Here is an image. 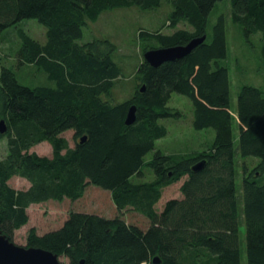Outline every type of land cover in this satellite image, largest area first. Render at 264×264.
I'll list each match as a JSON object with an SVG mask.
<instances>
[{
    "label": "trees",
    "instance_id": "trees-1",
    "mask_svg": "<svg viewBox=\"0 0 264 264\" xmlns=\"http://www.w3.org/2000/svg\"><path fill=\"white\" fill-rule=\"evenodd\" d=\"M222 1L0 0V47L6 37L19 42L15 66L0 71V119L7 126L0 138L8 150L0 161L4 236L14 242L15 233L30 221L32 205L77 201L92 185L108 191L119 212L131 209L150 227L143 230L122 216L73 212L59 230L39 235L31 229L26 247L49 251L68 264H155V259L157 264H243V253L246 264H264V87L242 86L233 108L225 16L209 28ZM227 2L244 38L258 37L264 62V0ZM164 6L169 9L166 28L173 33L141 28L137 41L143 54L204 36L205 42L158 68L143 59L132 95L116 101L114 91L123 76L117 47L108 39L84 43V29L110 12ZM29 20L46 29V44L24 30ZM27 67L46 82L23 85L17 70ZM173 94L192 102L196 131L214 130L210 149L193 155L157 150V141L168 135L160 120L180 115L169 107ZM132 107L136 122L127 126ZM68 131L74 132L75 148L61 137ZM44 142L52 145V157L30 152ZM150 153L153 158L146 161ZM248 159L258 161L252 171ZM198 164L203 168L194 172ZM145 170L154 179L137 183ZM14 177L27 180L30 188L10 187ZM183 179L182 200H170L157 211L164 189Z\"/></svg>",
    "mask_w": 264,
    "mask_h": 264
},
{
    "label": "rangeland",
    "instance_id": "rangeland-1",
    "mask_svg": "<svg viewBox=\"0 0 264 264\" xmlns=\"http://www.w3.org/2000/svg\"><path fill=\"white\" fill-rule=\"evenodd\" d=\"M168 7L164 6L160 11L142 12L138 9L114 11L101 16L97 23L84 29L83 42H89L93 39H108L117 47L116 60L123 68L122 79L118 81L114 91L116 101H124L132 95L133 78L138 65L144 59L142 48L137 41V33L142 30H149V27L163 28L164 35H171L172 30L166 28V16ZM230 7L227 0H224L216 6L209 18V28L217 22L220 15H224L227 22V43L228 59L226 65L230 71L231 78V98L233 108H236L237 96L239 90L244 85H252L259 88L264 87V62L260 56V43L258 37H252L246 40L241 30L232 23L230 19ZM24 30L32 38L44 45L47 42L46 29L35 20L26 21ZM179 29H188L186 25H180ZM19 47L18 40L13 36L6 37L0 47V71L3 66L14 67L16 64L13 54ZM18 79L23 85L36 86L44 84L45 77L39 76L32 67H27L23 72L18 68ZM169 107L180 113L178 119L160 120V124L165 126L168 135L156 143L157 150L167 155H193L206 151L212 147L215 141L214 130L196 131L193 128V105L190 99L185 96L173 94ZM3 119H0L2 122ZM1 135V134H0ZM3 136V135H2ZM236 134L235 137H237ZM67 142L70 148H75L77 140L74 138V132L68 131L61 136ZM237 142V141H236ZM31 153H36L40 157H52L53 147L50 143L44 142L33 147ZM7 141L0 138V161L7 156ZM153 158V153L146 157V161ZM249 171H252L257 160H246ZM154 179L150 170H145L144 177L135 181H152ZM185 179L174 184L163 192V198L156 206L157 211H162L170 200H182L181 186ZM242 183L241 178L238 184ZM9 186L17 191H26L30 188V183L22 178L14 177ZM30 221L27 226L15 233L14 242L26 247L27 236L31 229H36L39 235H44L51 231L59 230L69 215L73 212L95 214L107 219H113L122 216L128 224L147 230L150 222L139 213L126 209L122 213L117 210L113 203L112 196L108 191L98 187L88 185L83 198L77 201L65 199L62 202L50 201L43 204L32 205L28 209ZM244 231V230H243ZM61 262L68 264L66 259H60ZM246 254L243 253V264H246Z\"/></svg>",
    "mask_w": 264,
    "mask_h": 264
},
{
    "label": "water",
    "instance_id": "water-1",
    "mask_svg": "<svg viewBox=\"0 0 264 264\" xmlns=\"http://www.w3.org/2000/svg\"><path fill=\"white\" fill-rule=\"evenodd\" d=\"M206 36L192 40L186 46H177L171 48H162L150 50L145 53V61L152 67L158 68L161 65L181 60L190 55L199 45L203 44L206 40ZM144 92V88L142 89ZM136 122V107H132L129 110L126 119V125L132 126ZM7 133V126L4 121L0 122V134L5 135ZM85 141V139H83ZM82 141V142H83ZM204 164H198L193 168L194 172L202 170ZM157 264V259L154 260ZM0 264H64L60 261L57 255L43 250L35 248H27L17 245L9 238L4 236L0 231Z\"/></svg>",
    "mask_w": 264,
    "mask_h": 264
}]
</instances>
